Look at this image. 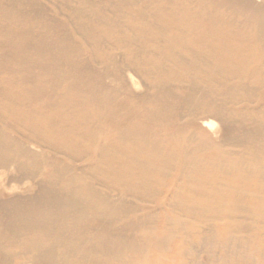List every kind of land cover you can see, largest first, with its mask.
<instances>
[{"label":"bare ground","instance_id":"1","mask_svg":"<svg viewBox=\"0 0 264 264\" xmlns=\"http://www.w3.org/2000/svg\"><path fill=\"white\" fill-rule=\"evenodd\" d=\"M0 264H264V0H0Z\"/></svg>","mask_w":264,"mask_h":264},{"label":"rangeland","instance_id":"2","mask_svg":"<svg viewBox=\"0 0 264 264\" xmlns=\"http://www.w3.org/2000/svg\"><path fill=\"white\" fill-rule=\"evenodd\" d=\"M97 229H99V227H98ZM99 230H100V229H99ZM101 232H102V234L104 235V231H103V230H101V231H98V232H97V234H99V235H100V234H101ZM203 259H205V257H204Z\"/></svg>","mask_w":264,"mask_h":264}]
</instances>
